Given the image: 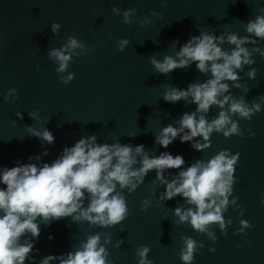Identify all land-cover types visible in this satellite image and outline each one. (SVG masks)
Here are the masks:
<instances>
[{"label": "water", "instance_id": "95a60500", "mask_svg": "<svg viewBox=\"0 0 264 264\" xmlns=\"http://www.w3.org/2000/svg\"><path fill=\"white\" fill-rule=\"evenodd\" d=\"M113 7L121 11L136 9L131 26L111 11ZM261 8L264 0H168L166 7L161 6L160 0H0V166H16L18 160L40 163L28 161V157L45 149L49 154L41 162L50 163L63 147L91 135H96L97 143L118 140L134 146L143 144L150 156L163 151L182 155L184 168L198 159L207 160L222 149L240 156L232 193L237 206H230L224 213L225 220H232L225 235L213 226L216 243L187 223H174L178 218L173 209L187 207L181 197L156 204V196L164 188L159 181L154 182L155 171H151L133 193L123 190L129 214L121 224L111 228L89 227L87 222L73 223L70 217L49 226L41 224L32 253L36 264L45 256L74 251L87 235L97 232L110 233L111 243L106 248L111 264H138L135 250L141 245L150 248L147 258L153 264H182V236L204 245L194 255L192 264H264V204L259 202L264 194V105L251 120L233 117L243 137L233 135L226 139L213 132L211 146L201 152L192 149L188 142L181 143L179 137L168 148H161L154 142L155 134L168 124L178 126L176 121L181 114L196 107L184 101L165 102L161 97L164 86L186 89L189 83L203 82L208 77L199 73L195 64L163 75L155 72L149 62L152 55L161 60L164 55L179 51L190 33L219 35L227 30L243 36V24L254 19ZM150 11L160 17H149L152 23L142 28L136 21L149 16ZM52 23L61 25L58 34H52ZM69 35L92 46L93 51L73 57L68 72L75 76L64 85L58 77L67 73L57 74V65L47 59V53L63 44ZM122 38L130 43L120 52L115 46ZM176 40L179 43L174 44ZM258 46L264 48V41ZM222 47L228 50L232 46L225 43ZM253 58L255 63L246 65L244 70L255 68L256 78L250 80L239 73L241 83L249 89L246 94L231 88L228 82L231 94L236 98L243 96L249 105L264 95V58L259 54ZM10 88L17 89L19 96L5 103L3 96ZM31 111H38V122L29 117ZM218 111L213 106L208 119ZM17 112L22 114V120L17 118ZM26 126L46 127L55 136V142L42 148L41 142L26 132ZM248 128L255 133L254 137H249L245 131ZM178 171H166L165 176L170 179ZM153 189L155 195H150ZM145 198L152 203L141 211ZM240 219L247 220L252 227L243 234H235ZM121 240L120 247H114ZM209 248H215V252H209Z\"/></svg>", "mask_w": 264, "mask_h": 264}, {"label": "clouds", "instance_id": "9594fccd", "mask_svg": "<svg viewBox=\"0 0 264 264\" xmlns=\"http://www.w3.org/2000/svg\"><path fill=\"white\" fill-rule=\"evenodd\" d=\"M160 2L162 7H166L168 0ZM111 11L121 15L122 22L129 26L135 20L134 8L121 11L113 7ZM149 17L159 18L160 14L150 11L149 16L136 22L142 28L146 27L152 23ZM60 28L58 23L50 26L54 35L59 33ZM243 28L246 33L243 36L227 30L219 35L204 31H200L199 35L190 33L187 41L173 55H164L161 60L156 55L149 57L153 70L159 74L168 75L174 70L195 64L197 71L208 77L203 82L189 83L186 89L164 86L161 97L165 102L174 104L184 101L196 107L192 112L181 114L176 121L178 126L168 124L162 127L154 136L155 144L166 149L179 137L181 143L188 142L192 149L201 152L211 146L210 136L213 132L222 134L226 139L233 135L243 137L239 123L233 117L251 120L261 112L264 95L256 97L249 105L243 96L236 98L231 94L228 82H231V88L241 89L246 94L249 89L241 83L239 73L243 72L250 80L256 78L255 68L248 71L244 69L246 65L255 63L254 54L264 58V48L258 46L260 41H264V8L259 10L254 19L244 23ZM129 43L127 38L117 40L116 50L124 51ZM225 43L232 47L225 50L222 47ZM92 51V46L69 35L58 48L49 49L47 59L57 65L54 69L57 74L67 73L58 77L62 84L67 85L75 76L68 72L73 57L84 56ZM18 96L17 89L10 88L4 93L3 100L5 103L15 101ZM213 106L219 111L209 120L208 114ZM28 115L34 121L40 120L38 111H31ZM16 116L23 119L20 112ZM25 130L29 136L41 142L42 148L45 144L52 145L55 142V136L46 127L37 129L26 126ZM245 131L249 137L255 136L251 128ZM48 154L45 149L39 155L28 157V161L40 163H20L18 160L16 166H0V264H25L26 261L36 264L32 253L41 224L49 226L52 222L69 217L73 223L87 222L89 227L111 228L121 224L129 214L123 190L133 193L151 171H155L154 182L159 181L164 188L156 196L157 205L177 196L187 205L173 209V215L178 218L174 223H187L198 234L207 236L212 243L217 240L213 226L218 227L221 235H225L232 224L231 219L225 220L224 213L230 206H237V198L232 193L239 153L232 154L222 149L211 158L198 159L184 168L182 155L174 156L163 151L150 156L143 144L134 146L122 144L118 140L97 143L96 135H91L81 137L70 147H63L61 154L50 163L41 162L42 157ZM169 170L179 171L169 179L165 176ZM150 195H155V189ZM259 202L264 204V194ZM151 203L150 199L142 200L141 211L146 210ZM239 214L243 215L242 208ZM239 225L235 234H243L245 229L252 227L244 219L239 220ZM48 239L53 237L50 235ZM181 241L179 258L182 264H192L194 255L204 245L189 236H182ZM109 243L110 233L89 234L74 251L45 256L39 264H111L108 259L110 253L106 248ZM122 243V240L118 241L114 247L118 248ZM149 251L150 248L145 245L136 248L138 264H153L147 258ZM209 252H215V248H209Z\"/></svg>", "mask_w": 264, "mask_h": 264}]
</instances>
